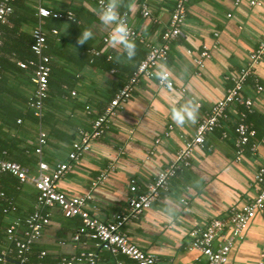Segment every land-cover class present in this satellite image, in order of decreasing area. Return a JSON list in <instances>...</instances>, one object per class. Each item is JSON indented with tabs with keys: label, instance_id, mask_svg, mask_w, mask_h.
<instances>
[{
	"label": "crops",
	"instance_id": "0c3cea01",
	"mask_svg": "<svg viewBox=\"0 0 264 264\" xmlns=\"http://www.w3.org/2000/svg\"><path fill=\"white\" fill-rule=\"evenodd\" d=\"M96 1L42 0V6L51 11H72L79 19L74 33L70 27L62 28L64 34L72 36L74 47L67 59L80 69L75 75V86L56 88L45 109L48 117L43 128L48 134V144L42 159L51 167L70 162L77 131L91 130L93 116L104 111L111 96L124 87L147 53L144 45L131 40L135 56L128 59L121 45L111 46L104 41L106 37L109 39L114 24L101 23L102 9ZM176 2L114 0L117 14L127 18L130 26L150 44L161 43ZM31 3L34 5L32 0ZM144 4L148 16L143 14ZM16 13V21L24 17L33 19L29 13ZM26 28L31 30L30 26ZM85 30L92 35L82 40ZM263 34L264 0L255 6L249 0H190L181 33L170 45L168 61L158 65L155 78L140 81L132 96L114 110L109 129L91 142L78 162L72 163L58 182L59 190L68 196H88L89 212L101 222H112L116 214L126 213L128 200L134 196L130 190L132 181L139 194L149 190L158 174L193 139L200 121L225 96L232 86V77L247 65ZM205 48L210 58L204 60V68L200 69L195 60ZM162 69L170 73L172 88L157 83V73ZM16 82L10 83L0 96V115L11 116L10 122L25 107V99L33 91L32 85ZM258 85L264 87V58L252 68L242 90V96L254 102L253 111L245 112L243 106L231 104L222 126L208 132L204 145L194 149L190 165L179 171L166 189L160 190L148 210L125 225L123 230L131 242L153 254L159 264H206L202 252L191 248L192 231L204 229L213 219L227 216L232 206L240 207L257 196L255 176L264 166V91L258 92ZM187 101L196 108L195 119H185L182 126H177L170 118L171 109ZM253 112L257 117L247 121V115ZM242 113H247L246 122L256 130V136L244 147L238 160L235 127ZM24 123L18 130L0 126V139L6 135L7 141L19 142L18 151L33 147L37 128ZM33 160V168H26L31 174L36 173L39 158L33 156ZM102 174L106 180L96 183ZM13 198L21 214L27 216L36 211L37 191L31 183H22ZM42 212L50 223L32 247L33 255L45 259L40 264H58L63 258H76L82 252L95 253L99 264L118 261L136 264L97 247L87 237L75 241L81 219L65 217L56 206ZM42 252L46 255L41 258ZM262 253L264 219L257 215L244 231L243 239L234 243L226 264H258Z\"/></svg>",
	"mask_w": 264,
	"mask_h": 264
},
{
	"label": "built area",
	"instance_id": "2783aa9c",
	"mask_svg": "<svg viewBox=\"0 0 264 264\" xmlns=\"http://www.w3.org/2000/svg\"><path fill=\"white\" fill-rule=\"evenodd\" d=\"M17 0H0V49L3 45V28L9 22V17L13 13L12 4ZM36 4V17L38 25L32 31L33 43L31 50L35 58L21 60L17 66L21 69L31 68L33 71L32 81L35 85V92L30 100V106L34 109L37 118L44 117L45 99L48 95L49 75H50V58L44 51L47 48V33L43 27V19L68 18L75 20L72 11L53 12L42 6V0H34ZM97 5L103 9L107 2L97 0ZM190 0H177L174 10L172 11L169 25L162 34L160 44H150L139 35L129 24L127 18L118 14V19L127 25L129 29V39L136 40L144 45L147 49L145 57L140 61L138 66L133 70L128 82L122 89L117 91L111 98L104 111L93 121L90 131L81 130L78 139L73 144V151L70 153V162L57 164L51 167L42 159L44 149L47 145V132L41 127L37 136V146L35 153L39 157L37 171L31 174L21 164L0 158V174L9 173L17 177L20 182L31 183L37 191L36 211H34L24 221V227H21L20 219H15L7 227L8 239L14 243L17 252L16 264H27L28 253L33 244L41 236L43 229L50 223V219L42 212L44 208L59 207L67 218L81 219V226L74 236L75 241H80L82 237H87L96 242L97 247L105 249L112 255H122L136 264H159L157 258L147 253L131 242L124 227L132 219L141 215L148 210L152 203L158 198L160 190L166 189L169 182L183 168L190 165V159L194 149L203 146L205 135L208 132L220 128L222 121L227 117V111L231 104L237 103L245 108V112H252L254 102L251 99L242 96V90L246 83L252 68L264 58V34L260 40L258 48L249 55L247 65L242 68L237 75L232 77V86L227 90L225 96L219 99L213 106L211 113L202 119L197 127L193 139L186 142L185 146L177 153L176 159L171 165L160 172L152 186L146 193L139 194L138 188L132 181L130 190L134 196L128 200V211L118 213L114 220L104 223L94 218L88 208V196H68L59 190L58 182L71 169L72 163L78 162L79 158L89 150L92 141L103 136L109 129L111 117L114 110L126 102L131 96L135 87L144 79H153L156 76V69L160 63H165L169 59L170 45L180 35L181 27L184 25L188 3ZM263 0H249L252 6L261 5ZM143 14L149 15L148 8L144 4ZM55 35L56 30H52ZM105 42L108 41L106 37ZM210 58V53L205 48L200 56L195 60L196 65L204 68V60ZM167 72V71H166ZM157 83L161 87L172 88L174 83L170 73L167 72L165 81H161L157 76ZM258 92H263L262 85L257 86ZM75 95V93H73ZM90 110L89 107H87ZM246 114H239V120L235 127L236 149L238 157L243 152L244 147L250 145L251 139L256 136V130L246 122ZM171 128V127H170ZM255 149V145L252 146ZM258 185L257 196L249 203L242 206H232L228 215L219 219H213L202 230H194L191 233L193 243L191 248L199 249L206 258V264H226L229 254L236 240L243 239L244 231L249 223L260 215L264 219V166L261 167L255 176ZM106 180V175L102 174L96 183H102ZM2 179L0 177V199L5 197V192L1 188ZM97 185V184H96ZM17 210L16 206L3 210L4 214H9ZM45 252L40 254L44 257ZM8 260L5 252L0 254V261ZM79 261L83 264H99L97 255L93 252H82L78 257L68 259L63 258L58 264H73ZM117 264H123L118 261ZM258 264H264V253L259 257Z\"/></svg>",
	"mask_w": 264,
	"mask_h": 264
},
{
	"label": "trees",
	"instance_id": "16d2710c",
	"mask_svg": "<svg viewBox=\"0 0 264 264\" xmlns=\"http://www.w3.org/2000/svg\"><path fill=\"white\" fill-rule=\"evenodd\" d=\"M32 1L34 5L32 3L30 4V0L15 1L12 4L13 13L9 17L8 24L3 28V45L0 49V96L1 94H4L6 89H8L10 83L17 84L16 80H20L21 83L27 85H32L33 91L31 95L25 99V107L20 110V113L14 115L13 122L9 121L11 119V116H9L8 114H6V116L0 115V126H7L12 130H18V128L23 127V125L25 124L24 122L26 121L28 125L30 124L29 126L37 128V132L39 133L40 125L42 128L43 125L45 127V121H47L48 117V113H45V109L46 107H49V102L51 101L52 95L54 94L56 88H60L65 85L68 89H73L75 86V75L80 69L79 67H75L73 63L67 59L68 56H72L74 47H72L73 45L70 41L72 40V36L70 34H64L62 28L66 26L70 27L72 29L71 31L74 33L79 27V25H77L79 19L77 18V16H75V20H70L68 18L44 19L43 27L45 28V31L47 33V48L45 49L44 53L50 58V75L48 95L45 99L44 105V117L42 119H39L35 116L34 109L30 106V100L32 99L35 92V85L32 81L33 71L31 68L21 69L17 66L18 61L35 58V55L31 50V45L33 43L32 31L38 25V19L36 17V4L34 0ZM17 11H22L24 15H27L29 13L31 18L33 19H27L24 17L20 21H16L15 17L17 15ZM51 21H55V24L48 23ZM10 23L12 26L10 25ZM28 26L31 27V30H29V28H26ZM53 29L57 31L55 35L52 33ZM88 61L89 58L85 60V63H88ZM108 66L111 69L112 65L109 64ZM99 115L100 114L94 115L93 121ZM254 117H257L254 112L247 115V121H253ZM81 130L82 129H79L77 131V136L79 135V132ZM74 143L75 141L73 142V144ZM18 145L19 142L17 141H7L6 135H4V138L0 139V158L17 162L21 164L25 169L33 168L35 163L33 160V156H37V154L35 153L37 138L35 145L27 149L26 151H18ZM37 158L39 157L37 156ZM0 177L2 179L1 188L5 192V197L3 199H0V254L5 252L8 257V260L6 261L1 260L0 264H16L17 252L14 243H12L8 239V235L6 232L7 227L15 219H20L21 227H24L23 224L25 219L32 213L27 216L21 214V208L19 209V206L14 202V193L21 186L22 182H20L17 177L9 173L0 174ZM12 206H16L17 210L9 214L3 213L4 209L11 208ZM44 261L45 259H38L36 254L33 255L31 248L30 252L28 253L27 264H40Z\"/></svg>",
	"mask_w": 264,
	"mask_h": 264
},
{
	"label": "clouds",
	"instance_id": "9594fccd",
	"mask_svg": "<svg viewBox=\"0 0 264 264\" xmlns=\"http://www.w3.org/2000/svg\"><path fill=\"white\" fill-rule=\"evenodd\" d=\"M101 23L104 25L114 24L109 33L108 43L111 46L121 45L124 54L128 59L135 56V44L129 39V29L126 24L118 19L116 11V5L114 0H109V3L99 12ZM92 33L85 30L82 34V40L91 37ZM161 81H165L167 72L163 69L157 73ZM196 114V108L191 101H187L179 108L173 107L171 109V120L175 122L177 126H182L185 119L194 121Z\"/></svg>",
	"mask_w": 264,
	"mask_h": 264
}]
</instances>
